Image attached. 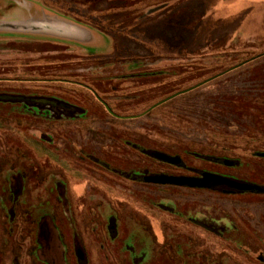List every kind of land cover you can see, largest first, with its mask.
Returning <instances> with one entry per match:
<instances>
[{"label":"rangeland","instance_id":"1","mask_svg":"<svg viewBox=\"0 0 264 264\" xmlns=\"http://www.w3.org/2000/svg\"><path fill=\"white\" fill-rule=\"evenodd\" d=\"M4 1L27 7L24 19L36 11L40 22L63 27L59 29L77 31L80 27L94 32L103 39L102 44L72 40L88 52L107 50L110 38L112 41L108 33H115L116 46L121 49L131 27L155 29L158 25L150 43L157 46L149 49L167 66L158 73L147 68L139 71L142 74L129 73L121 62L128 56L84 55L62 43L72 42L70 36L50 37L44 30L46 35H40V40H0V97L5 94L0 98V264H15L19 243L24 246L25 263L36 228L33 222L38 218L63 253L61 259L49 253V261L45 259L49 264H63L73 238L83 248L82 236H96L90 226L93 219L89 224L82 215L80 230L71 219L74 194L78 198L90 192L87 196L94 199L97 190L112 196L121 194L117 190L135 187L155 195L157 189L182 188L117 177L111 168L126 171L161 166L175 173L182 171L140 152L134 144L156 151L155 155L179 156L199 168L213 166L203 163L197 154L242 157L253 164L260 160L245 156L244 150H264V138L258 139L254 133H264V0ZM152 58L149 61L157 57ZM89 88L116 114L133 117L112 116ZM48 98L65 106L64 101L68 102L70 109L53 108V115L43 117L35 115L38 105L33 107L35 112L27 107ZM38 104L44 108L43 103ZM85 110V115H77ZM91 156L104 160L107 167L98 165L96 159L91 161ZM247 171L249 178L257 179L253 169ZM20 179L23 194L18 197ZM58 179L64 180L59 182V200L68 203L65 221L56 217L60 216L56 205H63L53 190V180ZM153 194L119 207L120 214L128 216L122 223V236L134 226L130 218L148 227V234L160 236L165 213L149 205L150 199L161 197ZM174 198L178 202L186 199ZM107 204L99 208L105 220L114 215L110 202ZM160 246L150 245L151 255L143 264H170ZM91 248L95 255L97 250ZM131 248H120V256L131 258Z\"/></svg>","mask_w":264,"mask_h":264},{"label":"flooded vegetation","instance_id":"2","mask_svg":"<svg viewBox=\"0 0 264 264\" xmlns=\"http://www.w3.org/2000/svg\"><path fill=\"white\" fill-rule=\"evenodd\" d=\"M62 43L74 48L71 44ZM121 62L124 63L123 68L129 73L134 74H138L139 71L146 68L149 70H158L156 72L158 73L162 72L161 70L167 66L162 63H150L138 59H125ZM139 74L142 73L139 72ZM89 90L106 106V109L112 116L121 119L133 117L116 114L93 89L89 88ZM4 95L2 94V96ZM48 99V101H33L27 107L35 112L33 107L38 105L36 107L38 111H36L35 115L39 113L43 117L53 115V108L70 109L67 108L70 104L66 101L64 102L67 106L61 104L62 101L60 100L54 98ZM21 101L23 103L24 99ZM38 103H43L44 108H41ZM86 112L87 110L84 113L79 112L77 115L81 117ZM148 112H150V109ZM254 133L255 135L257 134L256 138H264L262 131L257 130ZM115 136L116 134L114 133ZM48 141H52V138L49 137ZM97 141L103 142L102 140ZM127 143L130 144L129 141ZM51 144L53 145V143ZM133 146L139 148L140 152L142 151L146 155L155 158V160L168 165L170 164L171 166H175V168L178 166L182 171L175 173L171 169L161 166L157 169L150 167H145L144 169L132 167L126 171L120 167L111 168L110 170L115 171L117 177H122L135 183L146 182L157 186H180L182 188L157 189L154 190L158 192L155 195L149 190L136 189L135 187L117 190L121 194H111L112 196L106 195L102 190H97L96 194L98 195L94 199L90 198L92 196H87V193L90 194V192H83L79 197L77 196L78 198L74 194V207L73 211H71V219L76 223L78 229V220L82 218V215H85L86 218H84L89 224L93 219L94 222L92 221L90 226L92 227L91 231H93V228L95 229L96 232L93 233H96V236L90 238L81 237L83 239L82 244L84 249L76 246L75 238H73V244L69 243V239L65 238L69 245L66 256L63 255V264H143V262L149 260L147 258L151 255V244L161 245L162 256L168 257L170 264H264V150H250L246 145L244 146V148H247L244 150L245 156L260 159L259 161L256 160L254 164L250 160L242 157L230 158L227 156L217 157L215 155L205 157L204 155L197 154L203 163L213 166L199 168L190 166L187 162L182 161V159L181 163L166 160L159 155H155L157 153L156 151H151L147 147L142 148L139 144H134ZM72 153L76 152L73 150ZM56 155L53 154V156ZM95 159L98 165L107 167L106 162L100 158L91 156L90 160L95 161ZM250 168L253 169L257 179L248 177L250 173L247 170ZM208 172L220 173L226 179L233 181L234 179H238L241 186L238 188L233 185L223 184L219 186L220 188H208L190 184L154 182L148 179L152 175L201 177L203 173ZM53 181L56 183L53 190L57 193L58 197L61 192L59 182L62 183L64 180L60 179L59 181L58 179L57 181ZM117 185L121 184L117 182ZM19 186L18 197L23 194V182L21 183V179ZM21 187L22 189H20ZM62 194L65 195V191ZM152 194L153 196L161 197L158 199H150L149 205L160 208L165 213L161 221L160 236H156L153 233L148 234V227L144 228L142 224L134 222L131 218L130 220L134 226L130 229L128 235L124 234L122 236V223L127 220L128 216L120 214L121 210L119 207L127 205L130 201L135 202L132 199L136 200L140 197H149ZM175 196H183L186 199L178 202L174 198ZM59 202H63V205L55 204L56 207L60 208V216L57 214L56 217L58 216L57 219H59L62 216V221H65L64 215L67 214L65 209H67L68 203L63 199L59 200ZM107 202H110L112 206L110 210H112L111 213L114 215L105 220L99 213V208L102 204L107 207ZM131 217L135 219V216ZM10 220L12 221L13 217ZM95 223L96 227L94 226ZM33 224L36 225V228L32 231L34 237L29 238L32 242L28 250H31L29 253L27 252L24 263V246L19 243L16 246L15 264H17L18 260L19 264H49L45 259L48 260L49 253L51 254V252L58 259H61L63 253H61L59 246L56 244L54 235L47 228L43 230L44 227L40 222V218H38V221H34ZM60 226L62 227V225ZM65 226L68 228L67 223H65ZM99 228L101 230H98ZM43 233L45 235H42ZM91 245L97 250L95 255ZM119 245L122 249L127 246H132L130 252L131 258L128 256L122 258L120 256V248L116 247ZM234 255L238 256V258Z\"/></svg>","mask_w":264,"mask_h":264},{"label":"crops","instance_id":"3","mask_svg":"<svg viewBox=\"0 0 264 264\" xmlns=\"http://www.w3.org/2000/svg\"><path fill=\"white\" fill-rule=\"evenodd\" d=\"M20 4L21 3L15 4L12 1L7 2L4 0H0V39L19 40V38H21L25 40H31L33 38L35 40H40V35H46L42 32L44 30L46 32H50L48 34V36L50 37L54 35L55 37H65V35H67L70 36L69 41L75 40L96 45L103 43V39L99 38L94 34V32H90L87 29L80 30V27H78V29H76L77 31H65L63 29H59L63 27H54L53 24L48 25L50 23L40 22L41 19H39V15H37L36 11H33L35 14L33 13L32 16L24 19L23 13L24 11L28 12L29 9L27 7H25V9L21 8ZM22 4L23 6H28L25 3ZM46 26H48V28H46ZM157 27L158 25L155 26V29L151 28V26L145 27L144 29H139L136 26L131 27L133 29L129 32V35H127L125 41L123 40V43L120 46L121 49H118L116 46L117 40L115 37V33H108V37H112V41L110 38L107 50L99 53L96 52L97 50L88 52L87 49L85 50L81 47L82 44L77 42L72 41L67 43L74 46L77 51L84 55L114 56L115 54H118L123 57L128 56L129 59H138L150 63H162L161 58L156 55L154 51L149 49V47H151V49H155V47L157 46L150 44L152 42L151 38L156 37V33L159 31ZM137 33H139V35ZM143 41H147V44L149 45H143L142 43H145ZM148 56H150V58H157L153 61H149L150 58H148Z\"/></svg>","mask_w":264,"mask_h":264},{"label":"water","instance_id":"4","mask_svg":"<svg viewBox=\"0 0 264 264\" xmlns=\"http://www.w3.org/2000/svg\"><path fill=\"white\" fill-rule=\"evenodd\" d=\"M162 6L157 8H153L148 12H154L155 10L159 9ZM160 157L171 160L175 163H181V158L179 156L169 157L167 155H159ZM149 180L154 182H167V183H174V184H190L193 186L199 187H208V188H216L220 185H233L235 187L240 188L241 184L237 181L226 179L223 176L216 175L214 173H203L201 177H177V176H168V175H152L148 177Z\"/></svg>","mask_w":264,"mask_h":264}]
</instances>
